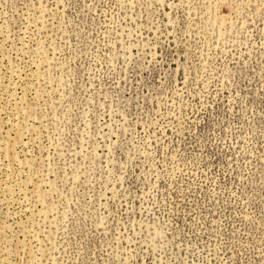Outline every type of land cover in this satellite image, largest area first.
<instances>
[{
    "label": "rangeland",
    "instance_id": "1",
    "mask_svg": "<svg viewBox=\"0 0 264 264\" xmlns=\"http://www.w3.org/2000/svg\"><path fill=\"white\" fill-rule=\"evenodd\" d=\"M0 264H264V0H0Z\"/></svg>",
    "mask_w": 264,
    "mask_h": 264
}]
</instances>
